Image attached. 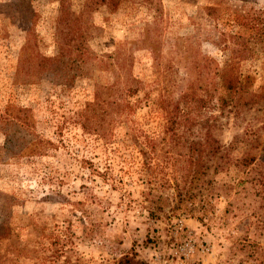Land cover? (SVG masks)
Here are the masks:
<instances>
[{
  "label": "rangeland",
  "instance_id": "rangeland-1",
  "mask_svg": "<svg viewBox=\"0 0 264 264\" xmlns=\"http://www.w3.org/2000/svg\"><path fill=\"white\" fill-rule=\"evenodd\" d=\"M65 1L79 13L89 0ZM94 1L84 21L63 28L62 42L60 0H0V264H117L131 252L148 264H264V182L233 167L214 174L223 194L206 187L177 206L174 189L161 187L173 169H149L142 137L135 142L107 103L123 93L115 85L125 74L142 80L145 89L130 96L140 100L132 120L156 135L163 116L153 82L162 72L168 98L196 117L193 134L211 124V135L229 146L251 130L259 144L248 155L262 168L261 105L223 106L221 89L205 98L194 75L205 56L230 57L264 93V40L251 27H264V0ZM208 6L220 8L217 20ZM222 32L233 49L217 44ZM238 47L244 51L233 52ZM97 94L105 99L97 118L84 119ZM232 146L231 157H243L247 146Z\"/></svg>",
  "mask_w": 264,
  "mask_h": 264
},
{
  "label": "trees",
  "instance_id": "trees-1",
  "mask_svg": "<svg viewBox=\"0 0 264 264\" xmlns=\"http://www.w3.org/2000/svg\"><path fill=\"white\" fill-rule=\"evenodd\" d=\"M110 2L113 3V5L115 4V0H110ZM94 3V0L86 1L84 9L82 10L83 12L80 11L79 13H76L67 8L65 0H60L57 28L62 42L65 38L63 28L71 23L84 21L86 12L89 11ZM219 9L220 8L216 6H208L206 8L208 14L213 16L216 20L218 15L215 12ZM241 27L235 32L237 35L235 36L236 38H240L244 34ZM251 27H255L254 29H256V31H254V34L262 37V40H264V27L260 25V22L254 23ZM224 39L225 33L222 32L217 37V44H219V46L223 44L221 50L233 49L228 43H224ZM235 43L236 45L240 44L239 47L244 44V42ZM235 43H233V45ZM61 46L63 47V45ZM242 51H244V49L235 48L233 52L242 53ZM80 54L82 53L80 52ZM83 55H85V53ZM203 59L204 67L199 69L194 76L195 84L206 92L205 98H212L213 96L218 95L217 91L218 89H221L222 94L217 97L221 105L224 106L229 103L237 109L246 106L261 105L262 117H264V93L257 92L247 85L245 77H243L238 70H234L236 65L233 58L228 57L223 63H218L214 58L209 56H205ZM154 60L155 70L160 73V70H158L160 63L156 62L157 57H154ZM111 66L115 67V64L111 63ZM114 72L117 74V71ZM163 74L164 73L161 72L153 82L159 90L157 105L161 108L163 116L161 129L156 135L151 136L146 133L142 134V131L144 130L138 125V122L132 120V116L134 115L140 100L131 101L130 96L138 93L141 89H145L146 84L143 83L142 80L133 77L131 74H125L121 82L117 81L118 85H115L116 87H119V89L122 85L120 90L125 93V95L119 93L120 95L112 97L107 103L112 105L111 107L114 111L123 114L122 119H124L123 121H125V123H128L129 131L133 135V140L135 142L138 143L139 139L142 137L144 146L147 148V155L144 157V162L148 159V168L150 169L152 165H154V167L162 168L170 166L173 169V179H162L161 187L167 189L165 186H171L174 189L172 196L176 199L177 206H180L181 204H186L187 206L189 199L195 195L203 194L206 187L211 188L212 195L214 196H220V194H223L222 187L215 185V182L217 181L214 179V174L228 171L233 167L243 174L244 180L249 179L250 181L251 179L252 181L253 177H251V174L254 172L257 179L255 178L253 182H257L258 184L264 182V166L258 168L261 163L257 162L255 156L248 155L250 154V150L259 144L258 138L251 139L248 137L251 130H247L243 133V136H241V139L239 140L238 137H236L235 140H233L234 142L229 146L220 143L214 135H211V124L206 125L204 131L199 129L193 134L192 125L194 124L196 117L192 115V112L185 113L182 111L179 101H172L168 98L170 91L167 89L166 85H163L162 83L164 82L165 77V74ZM202 99L203 97L196 96L195 101L200 102ZM103 102H105V99H102L100 94H97L96 100L89 104L83 111L84 119L97 118L96 111L104 104ZM235 141L243 142L247 146L244 151L245 154L241 158H232L230 155L231 148H233L232 145ZM254 142H256V145H254ZM196 147H198V152L195 151ZM188 149H190V154L186 153ZM199 152L205 155V159L200 163L196 161L197 157L193 160L194 154L198 155ZM197 163L201 166L197 167ZM199 168H202L200 177L196 174V172L199 171ZM233 182L234 181L232 180V183L230 184L233 185ZM239 182H243V179H239ZM226 187L228 188V185H226ZM193 191L197 192L192 193ZM208 192L210 193V191ZM161 198L162 195H158L156 202L161 200ZM148 200L152 206H154V204L157 206V203L152 199L149 198ZM188 209H191V207ZM147 210L151 216L155 214L154 207H149ZM117 264L148 263L138 258L136 252H131L122 255L118 259Z\"/></svg>",
  "mask_w": 264,
  "mask_h": 264
}]
</instances>
